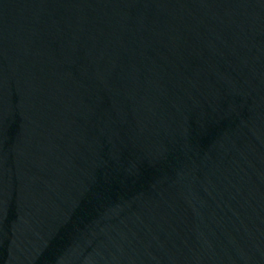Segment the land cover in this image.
Instances as JSON below:
<instances>
[{
    "label": "water",
    "instance_id": "water-1",
    "mask_svg": "<svg viewBox=\"0 0 264 264\" xmlns=\"http://www.w3.org/2000/svg\"><path fill=\"white\" fill-rule=\"evenodd\" d=\"M0 264H264V0H0Z\"/></svg>",
    "mask_w": 264,
    "mask_h": 264
}]
</instances>
